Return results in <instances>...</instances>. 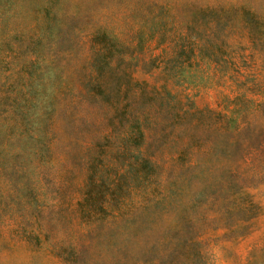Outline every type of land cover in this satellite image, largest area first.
<instances>
[{
    "label": "rangeland",
    "instance_id": "1",
    "mask_svg": "<svg viewBox=\"0 0 264 264\" xmlns=\"http://www.w3.org/2000/svg\"><path fill=\"white\" fill-rule=\"evenodd\" d=\"M0 264H264V0H0Z\"/></svg>",
    "mask_w": 264,
    "mask_h": 264
}]
</instances>
